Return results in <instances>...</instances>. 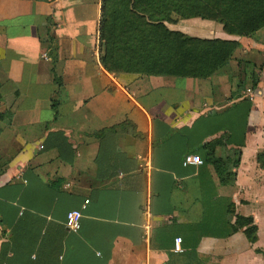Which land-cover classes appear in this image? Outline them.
<instances>
[{"label": "crops", "instance_id": "1", "mask_svg": "<svg viewBox=\"0 0 264 264\" xmlns=\"http://www.w3.org/2000/svg\"><path fill=\"white\" fill-rule=\"evenodd\" d=\"M101 18L102 0H0V264H264V28L167 23L239 42L232 70L262 59L257 88L231 100L227 74L108 71ZM236 150L221 182L206 158ZM73 210L78 231L66 225ZM238 217L253 219L256 242Z\"/></svg>", "mask_w": 264, "mask_h": 264}, {"label": "trees", "instance_id": "2", "mask_svg": "<svg viewBox=\"0 0 264 264\" xmlns=\"http://www.w3.org/2000/svg\"><path fill=\"white\" fill-rule=\"evenodd\" d=\"M190 18L213 20L229 34L251 36L264 28V0H102L103 66L110 72L146 76L208 79L224 75L239 42L192 37L165 24ZM52 48L51 57L56 61L58 49ZM54 74L60 83L58 72ZM248 78L250 88H257L260 77L253 72L237 82L239 94H231V100L242 98ZM241 103L246 104L249 117L252 103L249 99ZM209 154L206 161L214 165L221 182H228L234 175L233 168L240 163L241 151L236 150L231 160ZM258 161L264 167V151L258 155ZM239 226H247L250 242L257 241V227L251 217H238L236 228Z\"/></svg>", "mask_w": 264, "mask_h": 264}, {"label": "rangeland", "instance_id": "3", "mask_svg": "<svg viewBox=\"0 0 264 264\" xmlns=\"http://www.w3.org/2000/svg\"><path fill=\"white\" fill-rule=\"evenodd\" d=\"M191 19V18H190ZM201 19V18H200ZM181 20H187V19H175V20H173V22H166L165 24H166V26H167V23L168 24H176V23H179ZM202 20H205V19H202ZM211 21H213V20H211ZM216 22V21H215ZM218 23V22H217ZM220 24V23H219ZM222 25V24H221ZM168 27V26H167ZM169 28V27H168ZM222 28H223V26H222ZM169 29H171V28H169ZM172 30V29H171ZM223 30H224V28H223ZM174 31H177V30H174ZM225 31V30H224ZM180 32H182V31H180ZM226 32V31H225ZM184 33V32H183ZM227 33V32H226ZM229 34V33H228ZM255 34V33H254ZM253 34V35H254ZM234 35V34H233ZM253 35H251V36H253ZM190 36V35H189ZM246 36V35H245ZM251 36H246V37H251ZM192 37H194V36H192ZM197 38H201V37H197ZM201 39H222V38H219V37H212V38H201ZM222 40H224V39H222ZM227 41H230V40H227ZM240 47L241 46H239V48L236 50V52H234L235 54H234V58L236 59V60H238V59H240L239 57H241V55L240 54H238V56H236L237 55V53H238V51L240 50ZM233 58V59H234ZM249 59V58H248ZM248 59H241V60H239V69L240 68H245V70L244 69H240V70H238V69H234V70H232L231 69V67L232 66H229L228 67V72L227 73H225V74H227V75H230V76H232V78L234 77V78H237V80H235V81H237L238 82V80H242L243 79V77L245 76L244 74H247V75H251V73H257V74H259V71L258 70H260V67L259 66H257L256 67V65L258 64V63H260L261 62V60L262 59H259V62L257 63V64H255L254 62H252L250 59L248 60ZM235 60V61H236ZM258 61V60H257ZM246 64V65H245ZM259 65V64H258ZM259 68V69H258ZM246 72V73H245ZM243 76V77H242ZM242 77V78H241ZM234 81V86H235V82ZM248 82H249V84H248V87L250 88L251 86V81H250V78H248ZM1 88V87H0ZM1 96V95H0Z\"/></svg>", "mask_w": 264, "mask_h": 264}, {"label": "built area", "instance_id": "4", "mask_svg": "<svg viewBox=\"0 0 264 264\" xmlns=\"http://www.w3.org/2000/svg\"><path fill=\"white\" fill-rule=\"evenodd\" d=\"M184 162H185V165H201L203 163V160L201 159L200 156L187 155L185 157ZM81 217H82V214L79 210L70 211L67 214V220H66V225L68 226V228L73 231H78L81 226L80 224ZM181 242H182L181 238H176L175 247H174V250L176 252L182 251Z\"/></svg>", "mask_w": 264, "mask_h": 264}]
</instances>
